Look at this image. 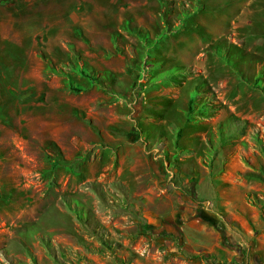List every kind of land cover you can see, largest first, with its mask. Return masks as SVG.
<instances>
[{"label":"rangeland","instance_id":"1","mask_svg":"<svg viewBox=\"0 0 264 264\" xmlns=\"http://www.w3.org/2000/svg\"><path fill=\"white\" fill-rule=\"evenodd\" d=\"M233 45L264 59V0H0V264H152L114 174L126 143L179 180L185 156L226 143L264 171V89ZM199 83L221 124L190 118Z\"/></svg>","mask_w":264,"mask_h":264},{"label":"crops","instance_id":"2","mask_svg":"<svg viewBox=\"0 0 264 264\" xmlns=\"http://www.w3.org/2000/svg\"><path fill=\"white\" fill-rule=\"evenodd\" d=\"M235 106L230 105L234 115ZM211 119L198 121L220 124V119ZM206 140L207 135L202 133L200 141L205 148ZM127 144L112 156L122 159L114 174L123 190L126 187L132 191L139 204L136 209L144 211V223L151 225L148 240L157 250L152 264H264L261 167L246 163L245 154L236 151L233 143H226L216 152L218 155L210 156L205 149L199 156H185L181 169L186 176L179 180L172 170L156 164L139 144ZM131 150L136 155L130 156L126 166L122 155ZM169 150L171 154L176 151ZM250 196L258 202L251 203ZM142 225H137L140 230ZM139 229L135 226L133 231L139 233Z\"/></svg>","mask_w":264,"mask_h":264},{"label":"trees","instance_id":"3","mask_svg":"<svg viewBox=\"0 0 264 264\" xmlns=\"http://www.w3.org/2000/svg\"><path fill=\"white\" fill-rule=\"evenodd\" d=\"M229 48V51L227 52V56L229 57H234L236 55H242L243 57L245 56L246 58V65L248 66H251V64L257 66V68L254 66L253 68H249L250 70V77H252L253 79V83L251 85L252 88H255V89H259V90H262L264 89V85L262 86L259 82L262 80H264V65L261 64V61H263L264 59L262 58V55H257V54H254L252 52H246L244 51L243 49H239L240 53H234V50L235 48H238V46L236 45H233L232 48L228 47ZM222 52V51H220ZM213 53V51L211 52ZM160 62H147L146 65H151V64H154V65H157L159 64ZM163 64V62H162ZM89 69H91V71L89 72L88 77H90L92 80H94L93 82H96V84L98 85L99 84V78H97L95 76V74H97V72H93L92 71V68L91 67H88ZM173 72H178L181 70V73H184V70H182V68H180V66H170L168 67V71H172ZM263 71V72H262ZM172 72V73H173ZM258 72V74H257ZM242 72H241V79L242 81H246V83L249 81L248 78H245L244 76H242ZM96 77V78H95ZM203 82V81H202ZM250 83V82H249ZM105 84V83H104ZM105 88H109L108 90L112 89L110 86H105ZM71 89L73 90H80L81 87L80 86H72ZM196 89V94H195V97H193L192 99H190L188 101V105H187V108H188V111H189V115H190V118L194 119V121H198V120H205V119H208V118H211L216 112L219 111V109L221 108V105H216V104H212V100L215 98V94L213 91H210L209 90V85L205 83V85H201L200 86V83L199 85H197L195 87ZM197 99H203L201 102H206L204 104L202 103H199ZM216 99V98H215ZM209 105H216L214 106V109L212 110L213 107H210ZM201 114L200 116H196V114ZM192 115H195V116H192ZM230 121L232 122V124L234 125H237V123H239V119L235 118V117H232L230 118ZM221 124V123H220ZM220 130H222V127H220ZM223 135H224V132H223ZM225 142V141H224ZM58 153H59V156L61 157V153L60 151L58 150ZM64 162V164L67 162L66 160H62V163ZM121 191L123 190L122 186L121 185H118L117 186ZM123 192V191H122ZM202 216V215H201ZM204 218L206 219H209V217H205L203 216ZM144 226L146 228H148V230L151 229V225L149 224H145L144 223ZM152 230V229H151ZM114 243H116L118 249L121 247V244L117 241H115Z\"/></svg>","mask_w":264,"mask_h":264}]
</instances>
